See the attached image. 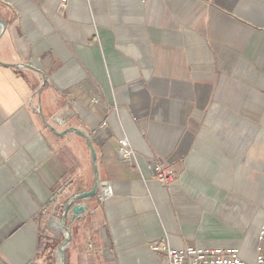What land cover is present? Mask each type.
<instances>
[{
  "label": "crops",
  "instance_id": "obj_1",
  "mask_svg": "<svg viewBox=\"0 0 264 264\" xmlns=\"http://www.w3.org/2000/svg\"><path fill=\"white\" fill-rule=\"evenodd\" d=\"M74 132L112 196L68 214L65 264H167L158 243L253 264L264 0H0V264H59L65 204L94 185Z\"/></svg>",
  "mask_w": 264,
  "mask_h": 264
},
{
  "label": "built area",
  "instance_id": "obj_2",
  "mask_svg": "<svg viewBox=\"0 0 264 264\" xmlns=\"http://www.w3.org/2000/svg\"><path fill=\"white\" fill-rule=\"evenodd\" d=\"M66 2L68 0H59ZM96 103L95 100H93ZM119 154L121 158L130 165L133 157L132 150L125 139L120 140ZM156 180L162 184L173 181L175 174L171 168L159 164L153 166ZM96 196L101 203L112 196V188L105 181L99 182ZM257 253L253 264H264V223L257 233ZM153 252H160L166 256L167 264H243L236 249L185 247L172 249L166 244L158 243L151 247Z\"/></svg>",
  "mask_w": 264,
  "mask_h": 264
},
{
  "label": "water",
  "instance_id": "obj_3",
  "mask_svg": "<svg viewBox=\"0 0 264 264\" xmlns=\"http://www.w3.org/2000/svg\"><path fill=\"white\" fill-rule=\"evenodd\" d=\"M74 133L79 135L86 142L88 149L90 151L92 157V163H93L94 185L91 191L73 195L68 199V201L65 204L63 213L59 220V226L63 237V241L58 248L59 264H65V250L70 240L69 230L66 225V219L68 214L72 221L79 218L87 210V205H85L83 201L94 197L97 194L98 186H99V178L97 175V168L95 163V151L87 136L79 132H74Z\"/></svg>",
  "mask_w": 264,
  "mask_h": 264
}]
</instances>
